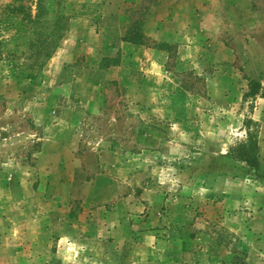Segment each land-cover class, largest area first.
Here are the masks:
<instances>
[{"label": "rangeland", "instance_id": "374dc122", "mask_svg": "<svg viewBox=\"0 0 264 264\" xmlns=\"http://www.w3.org/2000/svg\"><path fill=\"white\" fill-rule=\"evenodd\" d=\"M62 5L0 60V264H264V0Z\"/></svg>", "mask_w": 264, "mask_h": 264}, {"label": "trees", "instance_id": "16d2710c", "mask_svg": "<svg viewBox=\"0 0 264 264\" xmlns=\"http://www.w3.org/2000/svg\"><path fill=\"white\" fill-rule=\"evenodd\" d=\"M68 28L69 15L62 0H11L0 8V60L8 61L17 77L34 82ZM124 40L134 42L130 37ZM250 150H256V144L250 142Z\"/></svg>", "mask_w": 264, "mask_h": 264}, {"label": "crops", "instance_id": "0c3cea01", "mask_svg": "<svg viewBox=\"0 0 264 264\" xmlns=\"http://www.w3.org/2000/svg\"><path fill=\"white\" fill-rule=\"evenodd\" d=\"M230 264V263H229ZM241 264V263H240Z\"/></svg>", "mask_w": 264, "mask_h": 264}]
</instances>
